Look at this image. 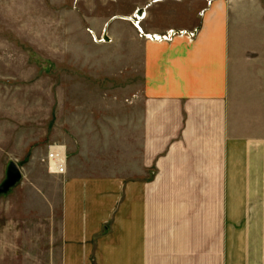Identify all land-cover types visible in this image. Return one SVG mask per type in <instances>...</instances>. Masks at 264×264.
Masks as SVG:
<instances>
[{"label": "crops", "instance_id": "obj_1", "mask_svg": "<svg viewBox=\"0 0 264 264\" xmlns=\"http://www.w3.org/2000/svg\"><path fill=\"white\" fill-rule=\"evenodd\" d=\"M207 1L63 3L95 36L138 17L143 84L121 173L63 181L61 264H264V0Z\"/></svg>", "mask_w": 264, "mask_h": 264}, {"label": "rangeland", "instance_id": "obj_2", "mask_svg": "<svg viewBox=\"0 0 264 264\" xmlns=\"http://www.w3.org/2000/svg\"><path fill=\"white\" fill-rule=\"evenodd\" d=\"M64 2L0 0V185L11 162L23 174L0 196V264H61L64 179L121 173L124 150L138 144L123 132L143 84V44L133 22L116 20L100 43L84 10ZM199 31L171 41H193ZM55 147L66 151L64 174L48 161Z\"/></svg>", "mask_w": 264, "mask_h": 264}, {"label": "built area", "instance_id": "obj_3", "mask_svg": "<svg viewBox=\"0 0 264 264\" xmlns=\"http://www.w3.org/2000/svg\"><path fill=\"white\" fill-rule=\"evenodd\" d=\"M137 18V22L135 23L133 20L132 22L134 23L135 26L139 27V19ZM141 36H143L140 28H138ZM90 34L93 36V38L100 43H106L107 42V35L105 32H103L102 37L100 39V41H98L96 39V37L94 36V33L92 31H89ZM185 31H169L167 33V35H146V38H148L151 41H171L175 35H184ZM192 37H194V34H191ZM48 161L51 164V167L53 169V171H55V173L57 174H64L66 172V152L65 149L62 147H55L52 148L49 156H48Z\"/></svg>", "mask_w": 264, "mask_h": 264}, {"label": "water", "instance_id": "obj_4", "mask_svg": "<svg viewBox=\"0 0 264 264\" xmlns=\"http://www.w3.org/2000/svg\"><path fill=\"white\" fill-rule=\"evenodd\" d=\"M23 178L22 170L15 163L11 162L7 167L6 179L0 185V196L10 192L16 185H18Z\"/></svg>", "mask_w": 264, "mask_h": 264}, {"label": "bare ground", "instance_id": "obj_5", "mask_svg": "<svg viewBox=\"0 0 264 264\" xmlns=\"http://www.w3.org/2000/svg\"><path fill=\"white\" fill-rule=\"evenodd\" d=\"M120 19H121V20H125V19H122L121 17H120ZM120 19H119V20H120ZM126 20H127V19H126ZM136 28H137V27H136ZM179 32H180V31H179ZM96 39H97L98 41H100L97 37H96ZM65 152H66V151H65Z\"/></svg>", "mask_w": 264, "mask_h": 264}]
</instances>
